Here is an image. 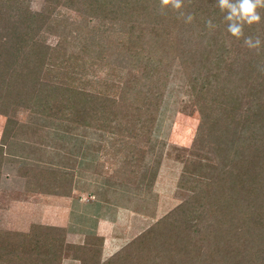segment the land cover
Wrapping results in <instances>:
<instances>
[{
	"label": "rangeland",
	"instance_id": "rangeland-1",
	"mask_svg": "<svg viewBox=\"0 0 264 264\" xmlns=\"http://www.w3.org/2000/svg\"><path fill=\"white\" fill-rule=\"evenodd\" d=\"M27 1L33 12H41L48 0ZM53 17L84 27L83 39L75 42L71 54L79 51L82 44L98 40L110 48L107 57L89 66V61L99 54V47L91 44V55L86 56L87 72L82 77L86 84L81 86L86 92L96 93L113 81L137 88L145 82L142 63L127 48H121L126 30L118 27L109 33L107 26L88 12L62 5ZM198 25L194 21L184 29L186 47L175 60L153 135L148 144H139L143 158L135 155L130 159L124 151L116 154L118 136L110 132L113 128L103 131L72 122L68 118L70 108V112L66 111L64 104L55 106L59 118L44 112L45 107L40 112L23 108L13 113L9 109V116L0 115V145L4 149L0 163L1 231L28 233L31 227L41 225L40 215L21 213L22 204L33 206L39 200L48 203L51 212L60 210L58 201H64L69 205L66 223L71 229L97 236L99 225L105 235L100 236L104 238L101 261L122 251L151 226L165 221L167 243L179 238L181 251L188 241L186 247L196 252L194 259H180L179 264H264V227H250L245 238L238 230L245 248L231 250L233 243L222 240L221 228L226 230L236 224V230L241 222H223V204L215 200L230 194V168L235 169L233 159L236 161L237 153L233 145L261 131L259 143H255L258 145H252L247 153L257 156L259 151L264 152V97L261 99L262 92L256 90L264 79V71L257 67L264 64V47L259 52L249 50L243 38L230 33L221 38L219 26L209 30L206 24L203 28ZM152 32L149 30V34ZM43 40L55 46L58 37L46 33ZM109 92L117 97L114 89ZM130 162L134 163L132 173ZM20 171H30L35 183L72 193L67 197L38 193L41 198L35 194L29 197ZM123 176L134 183L121 180ZM87 237L78 241L83 245ZM41 238L13 242V263L6 261L11 259L2 256L4 250L0 249V264H37L48 246L47 238ZM55 238L62 261L85 256L66 242L65 235L55 234ZM63 239L65 243L60 245ZM87 248L88 256L96 251L95 246ZM240 253L244 256L238 261L235 256ZM24 260L26 263H22ZM133 264L140 263L136 259Z\"/></svg>",
	"mask_w": 264,
	"mask_h": 264
},
{
	"label": "trees",
	"instance_id": "trees-1",
	"mask_svg": "<svg viewBox=\"0 0 264 264\" xmlns=\"http://www.w3.org/2000/svg\"><path fill=\"white\" fill-rule=\"evenodd\" d=\"M184 2L186 10L195 13V22L199 23V28H203L206 21L211 18L219 26L221 38L224 39L229 35L227 22L224 21L225 13L215 5V0H184ZM60 5L88 12L107 26L109 33L118 27L120 31L126 30L121 48H127L134 59L142 63L145 82H141L137 88L113 81L107 85V88L100 89L96 93L82 89L81 86L86 84L83 83L82 77L87 72L86 56H89L92 50L91 44L99 47L97 49L99 54L96 55L95 60L89 61V66L96 65L107 57L105 54H108L110 48H105L98 40L90 45L82 44L79 51L71 54L75 42L80 38L83 39L84 27L79 23L73 24L55 19L54 13ZM260 13L262 22L253 26L246 25V36L258 34L262 39L264 9H260ZM185 28L186 24L177 11L169 8L161 14L159 0H87L86 2L48 0L41 12H33L27 0H0V115L9 116V109L13 113L23 108L40 112L41 108L45 107L47 111L44 112L59 118V109L55 106L60 107L64 104L68 107L65 110L71 111L68 118L72 122L83 126H95L103 131L113 128L110 132L118 136L115 141V148H118L116 154L124 151L130 159L135 155L143 158L139 152V144L141 142L148 144L153 135L175 60L181 56L186 47ZM136 30L140 32L137 33ZM149 30L153 32L149 34ZM46 33L58 37L55 46L43 40ZM111 89L115 90L117 97L110 95ZM256 90L262 92L261 99H263L264 79ZM199 109L204 115L201 107ZM111 124H114V127H111ZM260 132L248 137L249 141L244 137L242 144L233 145L237 153L236 161L233 159L235 169L230 168V175L233 178L229 183L230 194L224 198H215L221 200L223 204V222L229 220L233 221V224L236 221L241 222L239 229L237 227L236 230V224L232 225V228L228 226L226 230L221 228L220 233L224 236L222 240L233 243L231 250H236L237 247L243 250L245 248L242 238L237 236L240 234L238 230L243 231L245 238L250 227L257 226L260 230L264 227V152L259 151L257 156L247 153L252 145L253 147L258 145L255 143H259ZM231 142L233 144L234 141ZM3 151V145H0V163L3 160ZM129 164V172L132 173L131 168L134 167V163ZM29 172L20 171L25 178L27 192L62 197L71 195L72 192L63 193L62 190L58 191L59 188L53 189L48 185L44 186L42 182H33ZM120 178L134 183L128 176ZM222 192L226 193L225 190ZM163 222L151 226L122 251H118L105 261H101L104 238L90 235L86 239L87 244L85 242L80 246H71L85 254L83 258L77 256L75 259L81 264H133L136 259L140 264L146 261L148 264H179L180 259L183 261L194 259L196 252L186 247L188 241H185L183 251L179 249L181 247L179 238L167 243L168 240L164 238L167 227H164L166 223ZM66 232L65 228L42 225L31 227L28 233L0 230V249L4 250L2 256L10 258L11 260L6 261L13 263V242L29 237L42 239L43 236L48 240V246L45 245L47 251L43 252L46 255L38 257L37 264H61L62 258L56 248L55 234L64 236ZM64 243L63 239L60 245ZM89 245L95 246L96 249L92 251L91 256H88L90 252L87 251ZM244 253L235 256L238 261L244 255L252 258L250 253ZM17 260L21 261L20 257H17ZM225 262L222 261L223 264H228Z\"/></svg>",
	"mask_w": 264,
	"mask_h": 264
},
{
	"label": "clouds",
	"instance_id": "clouds-1",
	"mask_svg": "<svg viewBox=\"0 0 264 264\" xmlns=\"http://www.w3.org/2000/svg\"><path fill=\"white\" fill-rule=\"evenodd\" d=\"M161 14L166 9L177 11L186 25H192L196 19L195 13L185 8L184 0H159ZM215 5L224 12V21L227 22V32L235 38H243V44L249 50L259 52L264 47L260 36L245 35V26L258 25L262 22L260 9H264V0H215ZM206 27L214 30L218 27L209 18ZM258 70L264 71V64L258 65Z\"/></svg>",
	"mask_w": 264,
	"mask_h": 264
},
{
	"label": "crops",
	"instance_id": "crops-1",
	"mask_svg": "<svg viewBox=\"0 0 264 264\" xmlns=\"http://www.w3.org/2000/svg\"><path fill=\"white\" fill-rule=\"evenodd\" d=\"M33 194L37 195L36 193H29L28 196L32 197L31 195H33ZM38 196L39 195H37V197L36 196H34V197L41 198ZM34 197H32V198H34ZM32 198H31V200H32ZM59 200H60V198H59ZM58 202H59V204H57V205H60V210L58 209L57 211H51L50 212L49 211L50 210L49 204L48 203L44 204L43 202H39V200H38V203H33V206L29 205L26 207L23 204L20 205L21 206L20 210H21V213L24 214L25 216H28L30 214H36L37 216L40 215L38 218H39V220H40L39 222H41L42 226H53V227L65 228L67 230V232L65 234L66 242L70 243L71 245H77L78 244V246H80L79 244H81L80 243L81 241H78V238L81 240V239L86 238L87 234H88V236L93 235V234L87 233L84 235V234H80L82 232L79 233V232H76L74 229H71L69 227V225H67V223H66L67 218L70 217L69 205H68V203L66 204L64 201H58ZM39 212H41V213L39 214ZM97 228H98L96 230L97 236L98 237H100V236L105 237V235L100 232L99 225L97 226ZM72 237H75L77 239L73 240ZM105 239H106V241H108L107 237ZM105 253H106V249H105ZM78 261L79 260H76L73 258L72 259H64L63 258L62 264H80V262H78Z\"/></svg>",
	"mask_w": 264,
	"mask_h": 264
}]
</instances>
